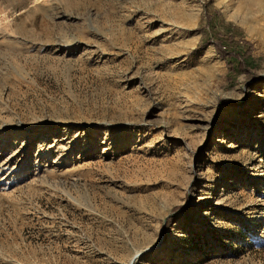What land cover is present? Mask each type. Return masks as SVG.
I'll return each mask as SVG.
<instances>
[{
	"label": "rangeland",
	"instance_id": "rangeland-1",
	"mask_svg": "<svg viewBox=\"0 0 264 264\" xmlns=\"http://www.w3.org/2000/svg\"><path fill=\"white\" fill-rule=\"evenodd\" d=\"M0 162V264H264V0H0Z\"/></svg>",
	"mask_w": 264,
	"mask_h": 264
},
{
	"label": "trees",
	"instance_id": "trees-1",
	"mask_svg": "<svg viewBox=\"0 0 264 264\" xmlns=\"http://www.w3.org/2000/svg\"><path fill=\"white\" fill-rule=\"evenodd\" d=\"M208 19H210V16L208 17ZM215 41H216L215 43H216L217 51L220 52L222 55H225V52L222 50L221 44H220L222 39L220 37H217L215 39ZM228 41L229 42L232 41L231 37H228ZM242 43H243L242 50H235V51L234 50H230L228 52L229 55L234 58L235 66L236 67H240V68L243 65L242 64L243 63V58H245V57H247L249 55V49H250L249 44L247 42L242 41ZM225 57H227L226 62H225L226 65H227V71H232L234 64H233L232 60H229V56L228 55L225 56ZM177 208H179V206L172 208L171 213L174 212ZM171 218H172L171 214L167 216V218L164 220V225H163L164 227L171 220Z\"/></svg>",
	"mask_w": 264,
	"mask_h": 264
},
{
	"label": "bare ground",
	"instance_id": "bare-ground-1",
	"mask_svg": "<svg viewBox=\"0 0 264 264\" xmlns=\"http://www.w3.org/2000/svg\"><path fill=\"white\" fill-rule=\"evenodd\" d=\"M14 151V150H13ZM15 152V151H14ZM13 154V153H12ZM11 156V155H10ZM7 158H9V157H7ZM8 161V159L7 160H5L4 162H7ZM2 162V161H1ZM0 162V163H1ZM4 164V163H3ZM10 168V167H9ZM153 249V248H152ZM143 251H138V252H136L135 253V256L133 257V258H131V260L129 261V263L128 264H134V261L136 260V258L142 253Z\"/></svg>",
	"mask_w": 264,
	"mask_h": 264
}]
</instances>
